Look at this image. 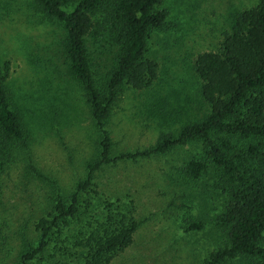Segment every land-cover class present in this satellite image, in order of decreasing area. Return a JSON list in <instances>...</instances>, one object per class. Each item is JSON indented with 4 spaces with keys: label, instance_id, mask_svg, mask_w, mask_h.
<instances>
[{
    "label": "rangeland",
    "instance_id": "rangeland-1",
    "mask_svg": "<svg viewBox=\"0 0 264 264\" xmlns=\"http://www.w3.org/2000/svg\"><path fill=\"white\" fill-rule=\"evenodd\" d=\"M258 3L160 0L156 9L165 10L167 18L162 29L150 32L145 54L157 66L156 79L147 89L125 86L119 92L104 126L110 159L146 150L162 134L176 135L208 114L194 62L200 54L216 52L236 14ZM64 40L62 25L40 12L34 0H0V75L27 142L0 172V264H17L25 242L37 241L35 225L51 210L57 193L70 196L86 178L87 164L99 159L101 134L69 74ZM108 41L90 38L87 43L99 90L115 50ZM193 159L206 160L200 143L117 160L94 171L92 186L80 197L91 204L89 210L96 206L91 217L98 216L102 202L115 207L132 202L138 222L132 244L110 264H203L227 244L218 220L227 193L211 164L196 180L184 176L182 167ZM191 222L201 228L187 230ZM54 251L59 252L51 242L43 260L30 264H59L61 255L51 256Z\"/></svg>",
    "mask_w": 264,
    "mask_h": 264
},
{
    "label": "trees",
    "instance_id": "trees-1",
    "mask_svg": "<svg viewBox=\"0 0 264 264\" xmlns=\"http://www.w3.org/2000/svg\"><path fill=\"white\" fill-rule=\"evenodd\" d=\"M34 3L64 29L69 74L79 83L101 141L99 159L87 164L86 178L70 196L57 193L51 210L35 225L37 241L25 242L17 264L40 262L51 242L59 250L51 256L61 255L59 264H110L132 244L138 222L132 202L117 207L102 202L98 216L91 217L96 206L89 210L91 204L80 202V197L92 186L94 171L117 160L159 156L189 143H200L206 160H190L182 167L183 175L196 180L211 164L228 196L218 218L227 244L211 252L203 264L234 259L264 264V0L237 13L219 49L198 55L194 62L208 114L183 126L176 135L162 134L146 150L124 153L114 160L109 158L105 122L123 87L143 90L156 79L157 66L145 54L150 32L164 27L167 12L156 9L160 0ZM90 38H105L115 48L102 90L92 75ZM26 144L21 117L11 110L0 75V172L11 153ZM200 228V223L191 222L187 230Z\"/></svg>",
    "mask_w": 264,
    "mask_h": 264
}]
</instances>
